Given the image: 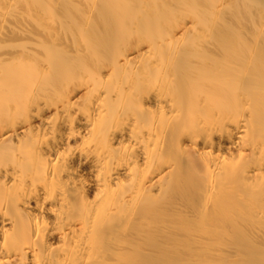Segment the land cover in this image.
Masks as SVG:
<instances>
[{"label": "bare ground", "instance_id": "1", "mask_svg": "<svg viewBox=\"0 0 264 264\" xmlns=\"http://www.w3.org/2000/svg\"><path fill=\"white\" fill-rule=\"evenodd\" d=\"M49 1L0 0V264H264V9Z\"/></svg>", "mask_w": 264, "mask_h": 264}, {"label": "rangeland", "instance_id": "2", "mask_svg": "<svg viewBox=\"0 0 264 264\" xmlns=\"http://www.w3.org/2000/svg\"><path fill=\"white\" fill-rule=\"evenodd\" d=\"M46 1V3L47 4H49V5H51L52 4V6H57V7H65V6H63L61 3H59V4H57V3H54V2H51V1H49V0H45ZM202 1V0H201ZM246 2H249V1H251L252 3H255V4H258L259 6H261L263 9H264V0H245ZM215 2H217V0H203V3H206L205 4V6H208L209 4H211V3H215ZM77 5H79L80 6V9H94L93 7H89L90 6V4L89 3H85V2H81L80 0H79V2L77 3ZM61 22V24H64V21L62 20V21H60ZM177 239H178V242L179 243H182L183 244V242L186 240V237H184V235H180V236H178V237H176ZM169 239V238H168ZM170 241V240H169ZM144 242V240L143 241H140L139 243H143ZM170 243V242H169ZM178 243V244H179ZM193 247V246H192ZM191 247V248H192ZM190 248V249H191ZM190 249H184V251H179V253L177 254H175L174 255V253H172V252H170L171 254L169 255V256H172V257H169L170 259L172 258V260H171V262L173 263V264H176V262H177V264H196V257L194 256V255H196V252L197 251H194V253H192L191 251V253H189V250ZM193 249V248H192ZM189 253V254H188ZM190 254H192V255H190ZM194 254V255H193ZM208 254V253H207ZM189 255V256H188ZM210 255V254H209ZM191 256V257H190ZM192 256H194V258L192 257ZM164 259V258H163ZM194 259V260H193ZM136 261H138V259H137V257H136V259H135ZM178 261H180V262H178ZM141 264H149V259H145V258H143L142 260H141ZM152 264V263H151Z\"/></svg>", "mask_w": 264, "mask_h": 264}]
</instances>
